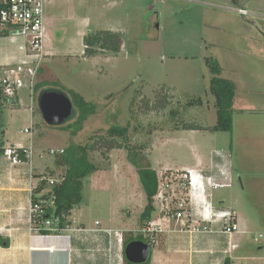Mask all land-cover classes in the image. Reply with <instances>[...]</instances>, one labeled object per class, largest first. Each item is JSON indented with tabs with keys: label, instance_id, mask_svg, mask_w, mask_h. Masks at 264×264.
<instances>
[{
	"label": "rangeland",
	"instance_id": "rangeland-1",
	"mask_svg": "<svg viewBox=\"0 0 264 264\" xmlns=\"http://www.w3.org/2000/svg\"><path fill=\"white\" fill-rule=\"evenodd\" d=\"M96 30L121 33L120 51L83 56V36ZM43 42L48 54L42 60L43 75L35 82L46 80L50 90H74L95 104L97 113L75 134L67 128L70 118L48 126L37 107L40 91L31 104L28 76L22 73L18 104L5 105L0 115L4 146L16 142L32 147L31 163L21 167L39 165L46 172L54 167L49 149L85 144L91 134L103 133L110 124L127 126L132 145L149 143L142 154L152 163L164 159L180 163L191 153L209 156L232 174L234 187L216 194L230 195L228 206L244 221L242 237L248 255L256 258L242 264H264V111L245 109L247 102L264 110V0H45ZM21 44L25 45L21 37H0V57L14 56L13 63H18ZM206 58L216 59L221 77L235 85L231 131L171 130L168 112L137 110L143 97L152 100L157 91L171 87L174 109H183L185 101L194 97L203 101L202 106L181 110L184 114L176 118L178 123L215 124ZM31 123L30 140L23 130ZM108 155L111 159L100 151L88 152L97 169L82 179L77 205L88 210L91 218L137 228L131 233L139 234L142 226L137 221L146 196L138 174L124 149H112ZM178 183L174 180L175 187Z\"/></svg>",
	"mask_w": 264,
	"mask_h": 264
},
{
	"label": "crops",
	"instance_id": "crops-1",
	"mask_svg": "<svg viewBox=\"0 0 264 264\" xmlns=\"http://www.w3.org/2000/svg\"><path fill=\"white\" fill-rule=\"evenodd\" d=\"M44 44L43 52L46 55L48 51ZM11 59L1 56L0 62L13 61ZM236 103L235 93L234 109ZM245 103L246 110L264 111ZM260 107L263 105L260 104ZM108 156L111 159V155ZM181 160L180 163L169 159L152 163L149 158L155 171L168 170L176 173L178 178L180 172L194 169L205 178L227 184L212 191L208 198L214 209L233 213L238 229L231 235H225L220 232V224L213 223L211 232L194 233L191 231L194 224H190L188 219L166 217L160 221L162 231L157 234L156 243L150 246L149 264H242L245 259L256 258L248 255L249 250L242 237L246 234L243 219L228 206L231 196L216 194L217 190L234 187L232 174L220 169L209 156L191 153ZM24 163L10 166L0 158V238L8 241L6 246L0 244V264H125L123 237L127 232L134 233L137 228L124 229L110 224V221L102 222L95 216L91 218L89 211L78 205L73 207L68 216L70 230L61 235H43L31 231L28 208L32 189L39 182L38 177L46 174L39 165L22 168ZM55 172L60 170L56 168ZM239 180L242 183L240 175ZM241 185L244 189V184ZM126 215H130L129 210ZM133 233V237L138 235Z\"/></svg>",
	"mask_w": 264,
	"mask_h": 264
},
{
	"label": "trees",
	"instance_id": "trees-1",
	"mask_svg": "<svg viewBox=\"0 0 264 264\" xmlns=\"http://www.w3.org/2000/svg\"><path fill=\"white\" fill-rule=\"evenodd\" d=\"M6 36V33L0 32V37ZM122 46L121 33L110 30H96L88 31L83 36V56H92L98 52H112L117 53ZM206 65L208 66L211 74L209 80V90L214 98V108L216 121L212 126H207L195 122H179L176 118L179 114L183 115L184 110L191 109L192 107L202 106L201 97H194L188 101H185L183 109L172 107V96H174V90L171 87H167L164 91H157L155 97L150 100L147 97H143L142 101H138V111L140 113L148 114L151 112H163L167 114L166 123H169L171 130H211V131H231L233 125V109L235 99V85L234 83L225 77H221V67L216 59L206 58ZM42 71V66L39 69V74ZM38 74V75H39ZM46 80H37L34 84V92L50 90L46 89ZM57 91H63L72 101L74 107V113L70 117L68 122V129L71 134H75L82 129L83 124L89 117L97 113V107L90 101H87L79 93L71 89H57ZM66 91V92H65ZM140 91L138 92L136 99L138 98ZM134 104V100L131 103ZM6 104L2 97V91L0 88V115L3 107ZM14 106V105H10ZM130 117L136 119V115L131 110ZM76 118L73 122L70 120ZM66 122V123H67ZM101 132V131H100ZM150 131H147V135ZM4 130L0 131V158L4 152ZM147 142H137L134 145L131 144V138L127 126L110 124L103 133L99 134L94 132L88 137L85 144H68L66 145L62 154H54V167L46 168V176H53L58 179V182L50 186L45 182H38L33 186L31 201L34 202L37 198L46 197L49 191H52L55 195V205L49 210H53L60 218V225L65 226L70 224L67 217L70 215L74 206L81 201V187L82 179L87 175L96 171L97 167L89 160V151H100L105 156H108L109 151L112 149H124L127 152L128 160L133 164L138 174L140 184L143 192L146 196V204L138 217V224L145 226L156 212L153 205V196L155 195L158 187V178L156 171L152 168L151 163L146 155L142 152L149 147ZM20 159L25 161L26 158L22 152H20ZM59 169L60 172L56 173L55 170ZM49 214V213H47ZM46 215V214H45ZM44 215V216H45ZM41 234H45L42 230ZM132 240H142L146 242L142 234L132 236L131 232H127L123 237L124 246ZM0 244L6 246L7 240L0 238ZM125 264H132L123 257ZM142 264H149V259Z\"/></svg>",
	"mask_w": 264,
	"mask_h": 264
},
{
	"label": "built area",
	"instance_id": "built-area-1",
	"mask_svg": "<svg viewBox=\"0 0 264 264\" xmlns=\"http://www.w3.org/2000/svg\"><path fill=\"white\" fill-rule=\"evenodd\" d=\"M44 6L45 0H0V32L6 33V36L25 39V45L18 46L21 54L18 63H13L15 62L14 56H10L13 61L0 62V68H3L0 88L3 100L8 105H17L19 102L18 88L24 84L22 73H26L28 76L31 104L35 99L34 84L45 56L43 52ZM29 109L32 114L33 107L29 106ZM32 126L31 123L23 130L29 134L30 140ZM63 151V148L49 149V153L52 155L62 154ZM20 152L24 154L25 161L20 159ZM1 158L10 166L24 162L31 163L32 147L31 145L26 147L12 143L7 147L4 146ZM168 172V170H156L158 187L153 196L156 214L139 230L149 246L156 243L157 234L162 231L160 221L166 217L176 220L185 217L190 221V224H194L191 229L194 233L211 232L213 223H219L220 232L225 235H231L238 229L233 213L229 210L214 209L208 198L212 191L226 187L227 184L216 183L210 177L205 178L201 172L194 169L180 172L179 179L174 173ZM174 180L179 182L176 187ZM38 181L53 186L58 182V179L53 176L41 175L38 177ZM179 194L182 195L178 196ZM54 199V193L49 191L46 197L37 198L34 202L30 201L29 223L30 229L34 233L41 234L40 231L43 230L45 232L43 235L59 236L62 232L70 230L69 224L61 226L59 216L53 210H49L55 205ZM119 242L121 245V236Z\"/></svg>",
	"mask_w": 264,
	"mask_h": 264
},
{
	"label": "water",
	"instance_id": "water-1",
	"mask_svg": "<svg viewBox=\"0 0 264 264\" xmlns=\"http://www.w3.org/2000/svg\"><path fill=\"white\" fill-rule=\"evenodd\" d=\"M158 24L156 23V26ZM37 107L48 126L65 123L74 113L72 101L63 91L43 90L38 93ZM150 246L142 240H132L124 247L125 259L132 264H142L149 257Z\"/></svg>",
	"mask_w": 264,
	"mask_h": 264
}]
</instances>
